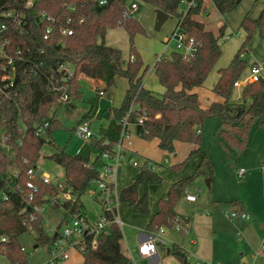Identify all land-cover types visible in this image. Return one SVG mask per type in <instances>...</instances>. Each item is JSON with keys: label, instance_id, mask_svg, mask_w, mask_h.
I'll return each mask as SVG.
<instances>
[{"label": "trees", "instance_id": "16d2710c", "mask_svg": "<svg viewBox=\"0 0 264 264\" xmlns=\"http://www.w3.org/2000/svg\"><path fill=\"white\" fill-rule=\"evenodd\" d=\"M56 1L60 0L37 2L36 6L49 9ZM124 1L112 0L104 7H97L90 0H78L83 4L79 13L84 16L85 23L75 27V33L64 39L53 35L48 41L42 40V29L36 21L30 24L28 32L8 31L9 45L4 50L9 56L20 52L22 62L21 70L13 73L11 85L0 80V192L4 197L0 205V238H5L4 242H0V251L12 264H27V257L17 245V238L21 234L34 230L36 245L48 250L58 239L57 235L49 237L44 233L40 210L45 204L63 209L71 218L86 217L80 199L92 187V182L99 178L94 162L88 157L79 154L71 156L57 149L48 159L64 169L65 180L60 183L61 187L32 179L37 191L33 199L27 202L26 197L31 191L25 186L29 180L27 170L36 166L41 147L45 142H50L54 130L64 129L53 118L55 109L62 104L61 96L68 94L65 103L67 109L73 107L71 102L80 97L76 82L79 74L102 81L107 87L113 85L117 77L127 81L122 101L119 108L113 109L109 126L100 131L98 139L94 136L91 138V148L98 151V157L104 152L113 153L121 129L116 122L123 119L131 106L135 108L129 114L130 123H136L138 117H143L137 132L142 140H156L157 147L168 154L175 151L176 143L195 147L182 162L170 166L171 171L180 170L186 160L201 154L195 172L175 181L166 198L157 202V210L145 227L147 233L156 232L161 226L171 227L175 217H179L175 213V206L195 177L212 178L214 166L200 148V130L205 120H218L215 137L226 152H234L238 156L246 152L252 130L264 131V77L242 88V103L229 101L234 83L248 69L245 55L249 52L247 47L253 33L259 31L264 40V5L257 18L245 17L240 23L245 38L230 63L218 70L217 81L211 89L212 94L221 101H214L204 109L199 105L194 90L203 86L221 55L218 39L223 35V27L217 36L206 31L204 25L194 19L205 12L203 0H195L194 7L182 19L181 27L200 43V47L192 58H183L171 52L170 56H161L156 60L153 71L163 88L162 94L157 95L142 87V76H139L142 62L133 48L130 50V57L133 58L125 62L119 49L98 42L107 29L116 27ZM143 1L169 16L180 18L176 10L183 0ZM211 2L224 19L239 4L237 0ZM23 8L22 0H0V12L22 11ZM29 17L32 21V12ZM122 28L128 32L132 46V38L141 31V27L135 20H127L122 22ZM60 64H67L73 69V76L67 81L61 79V72L58 71ZM3 65L4 61L0 60V77L10 73L8 67L3 70ZM246 100H249L248 105H245ZM95 107L94 103L91 111ZM85 120L84 117L82 121ZM44 123H47L43 129L45 138L36 133ZM2 135L6 139L4 142ZM155 166L149 159H143L138 177L119 193V203L128 205L135 214H149L148 188L161 183ZM69 188L70 198L65 200L63 193ZM104 217L108 220L104 231L96 234L88 231L82 242L74 246L82 257V264H132L120 250L122 232L113 220L114 213L106 212ZM182 224L187 225L184 221ZM93 237L96 240L95 248L91 247ZM169 254L178 264H190L185 251L177 245H172Z\"/></svg>", "mask_w": 264, "mask_h": 264}, {"label": "rangeland", "instance_id": "374dc122", "mask_svg": "<svg viewBox=\"0 0 264 264\" xmlns=\"http://www.w3.org/2000/svg\"><path fill=\"white\" fill-rule=\"evenodd\" d=\"M137 3L139 9L134 16V20L141 27V31L134 34L132 46L129 41L128 32L120 27L107 29L102 40L99 39L98 42H103L106 46L119 49L125 62L129 60L131 54L130 50L133 48L142 62L139 76H142L144 88L153 93H162L163 89L159 85L154 72H151V68L159 55L164 53V56H170V53L173 51L172 47L170 48V45L165 43L178 22V16L170 15L159 30L156 31L154 30L156 8L145 1L140 0L137 1ZM263 5L264 0H241L236 10L225 19L208 6L210 17L206 20V29L217 36L219 34V29L223 27V36L229 35L230 38L224 40L220 36L218 39L221 55L199 90L198 98L202 104L207 102V99L211 96V89L218 78V70L225 68L230 63L245 38V33L240 28V23L245 17L250 19L257 18ZM182 11L183 6L179 4L176 14L180 15ZM260 45L263 46L258 40L252 54L262 59L261 56L264 55V52H260ZM245 59L248 63V69H246L243 75L248 76L249 68L252 65L250 64L252 55L250 56L249 53H247ZM260 77H264V72H260ZM105 88L107 89L106 92L109 94V97L105 95L99 99L97 103V114L102 121L108 120V118L112 116L113 109L119 108L127 88V81L122 77H117L114 79L113 85ZM241 92L242 87L233 88L229 101L242 103L243 99ZM90 95L91 93L89 90H86L82 96L86 98ZM75 103L76 102H74V104ZM248 104L249 100H246L245 105ZM56 110V117H61L63 108L59 106ZM95 110L96 108L93 111H91V109L88 111L91 112L84 116L86 120L90 119L95 114ZM66 126L68 127V125ZM98 126L97 123L91 124V130L96 139H98L99 136ZM217 126L218 120L212 118L205 120L201 127L200 148L208 154L214 166V173L212 178H210L211 180L201 176L195 177L192 183L187 187L185 195L189 194L194 196L196 201L189 203L184 199V195L175 206L176 212L184 217H188L190 221V229L185 235L186 242L181 246L188 250V261H190V264H264V254H257L260 247L264 245V228L261 226L264 225V131L252 130L250 132V141L246 152L238 156L234 152L229 153L222 148L214 135ZM60 130L61 129H56L52 132V134L57 137L56 144L65 147V149L67 147L68 150L73 153L80 142L74 138L68 137L69 133L65 134ZM44 152H46L45 149H43L40 154H44ZM90 152L94 153L92 149L89 151V146H87L78 154L86 156L91 154ZM186 157L187 154L182 161ZM164 158H168V155H165ZM191 160L192 157L186 160L183 165L185 166L186 173L183 177L192 175L195 167L189 164ZM136 161L139 162V159ZM122 162H124L126 166H130V159L125 158ZM41 164L40 167L38 163L37 168L42 172H46L51 176H60L62 174L60 168H57L49 159L43 158ZM125 165L124 167L118 166L117 184L120 188L124 185V187L130 185L132 183L131 178L134 175V170L128 169ZM170 166L172 165L163 163H161V165L156 164L155 166V170L161 177V183L157 186L153 185L148 188V205L153 209H155L156 201L162 199V197L164 198L169 180L173 178V174L179 172V170L176 172L171 171ZM95 167L99 172L101 163L98 162ZM207 179L210 180L208 186H206ZM94 192L95 187H89L81 198L86 219L90 223H95L98 216L102 214V209L95 200ZM58 196L61 197L60 195ZM50 199L52 200L53 198ZM47 208L50 210L56 209L51 208L48 203L45 204L40 210L42 218ZM236 209L246 212L250 219L248 221L230 219L228 214ZM64 213L67 215L66 211H64ZM50 216L56 218L55 215ZM67 218L68 216H63L59 226H61ZM118 218L122 222L120 228L123 237L126 239L133 237V239L136 240L139 236L137 227L141 215L133 213L127 206L119 205ZM70 224L71 219L68 220L67 225ZM185 227L188 229L187 225ZM43 230L49 237L54 236L56 233L53 223L46 220V217L43 221ZM172 230L174 229L172 228ZM35 237V231L29 230L17 238V245L19 248H22V254L27 257V264H53L50 254L52 249L48 252L46 247L43 246H39L36 249L33 248L36 245ZM165 238H173L174 241L178 243L180 241L175 234H164V243L166 247L170 248L172 243ZM78 241L79 237L75 235L67 240L63 238L59 239L58 246L66 250L68 263L75 261V259L79 257L78 251L72 246ZM189 241H194V244L189 243ZM67 249H69L68 252L70 256L67 253ZM193 252L198 254L196 258L193 256V254H195ZM159 255L163 264H178L173 262V259L164 256L162 252ZM63 261L64 260H60L57 264H63ZM0 264H10L1 251ZM132 264L149 263L133 257Z\"/></svg>", "mask_w": 264, "mask_h": 264}, {"label": "built area", "instance_id": "2783aa9c", "mask_svg": "<svg viewBox=\"0 0 264 264\" xmlns=\"http://www.w3.org/2000/svg\"><path fill=\"white\" fill-rule=\"evenodd\" d=\"M24 2V8L22 11L14 10H4L0 12V60L4 61L3 70L6 67L9 68L10 73H6L0 77L3 82L12 83L13 73L15 71L21 70V57L20 52H17L15 56H9L4 50L5 46L9 45L8 31L10 29H15L18 33L28 32L30 24L34 21L42 29V40L48 41L53 35L58 36L60 39H64L72 36L75 33V27L81 26L85 23V18L80 15L79 11L83 4L78 3V0H60L54 2L52 6L47 8H38L36 6L37 2H46V0H22ZM112 0H90L97 7H104L108 5ZM137 1L140 0H125L123 8L121 11L120 19L116 22V27L122 28V22L127 20H134V16L139 9ZM143 1V0H141ZM38 4V3H37ZM195 0H183L182 6L183 11L178 18V22L175 28L171 31L168 36L166 43L172 47L173 51L180 54L183 58H192L198 48L200 43L194 38L187 35L181 27L182 19L187 14V11L194 7ZM30 12L33 13V19L29 17ZM31 21V22H30ZM32 25V24H31ZM224 40L230 38L229 35H222ZM161 56L159 55L156 60ZM133 57H130L132 59ZM249 75H241L237 81L234 83V88L244 87L253 82H256L260 78V72H264V68L259 64H252L249 68ZM58 71L61 72L62 81H67L73 76V69L67 64H60L58 66ZM7 86V85H6ZM99 95H102L100 92ZM68 94L64 93L60 102L62 104L67 103ZM135 106H131L128 112L125 114L123 119L119 121L120 125V136L118 141L114 146V151L112 154L107 152L101 153L99 159L102 161L100 171L98 172L99 178L92 182V186L95 187V200L100 205L102 209V214L98 216L95 223L90 224L86 217L80 216L71 219L70 225H65L61 231V237L63 239H70L71 236L75 235L79 237L77 243L82 242L84 235L89 232H94V234L104 231L108 225V220L104 217V213L110 212L114 213V222L120 226L121 223L117 218V206L119 204L118 196L114 191V175L116 171V164L123 158L122 150L124 149L123 142L127 141L129 138L128 126L133 125L134 127H139L142 124L143 117H138L136 123H130L128 121L129 114L134 110ZM47 126L44 123L42 128L37 129V134H42L43 129ZM75 135H77L82 140H88L93 137L92 132L89 129L87 122L82 121L75 127ZM2 141L6 139L4 135L1 136ZM154 169V167H151ZM27 176L29 180L26 182L25 186L31 192L27 195L26 201L29 202L33 199V194L37 191L36 186L33 184L32 179H39L45 184H50L49 178L46 176L37 175L33 168L27 170ZM242 174V172H241ZM61 187L60 183L55 184ZM4 198V197H3ZM63 198H70V188L63 193ZM185 199L189 202H195L196 198L192 195L186 194ZM230 219L237 221H248L250 218L246 212L236 209L235 211L228 214ZM186 225L182 224L179 217H175L170 228L161 226L156 232L146 233L139 235V243L137 252L140 257L147 258L150 264H159L158 250L160 246L164 245L163 235L166 231H170L176 234L186 232ZM172 228L174 230H172ZM5 238H0V242H4ZM76 243V244H77ZM91 247H96V240L93 237L91 241ZM22 250V248H21ZM264 245L260 247L257 251L258 255H263ZM51 261L53 264H57L60 260H65L67 258L66 250L60 248L56 243L51 250ZM132 263V260H130ZM200 264V263H196Z\"/></svg>", "mask_w": 264, "mask_h": 264}, {"label": "crops", "instance_id": "0c3cea01", "mask_svg": "<svg viewBox=\"0 0 264 264\" xmlns=\"http://www.w3.org/2000/svg\"><path fill=\"white\" fill-rule=\"evenodd\" d=\"M208 6L210 7V9H214V11H216L215 7L212 5L211 0H207V1L203 0L202 7H203L205 12H202L198 16L194 17V19L196 21L201 22L204 25V28H205L206 31H208L206 29V20L209 19V17H210V12L208 10ZM204 22H205V24H204ZM254 36H255V39H254ZM259 38L261 39L262 36L260 35L259 31H255L253 33V36L251 38V41H250L247 49L249 50V52H248L249 55L250 56L252 55V59H251L250 64H253V63L256 64L257 63V64L261 65L264 68V55L261 56L262 59H259V57L253 56V54H252L253 53V49H254V47H256V44H257L258 40H259L260 44H263V46L260 45V52L261 51L264 52V40H263V38L261 40ZM161 55H164V53L161 54ZM151 72H154L153 71V66L151 68ZM76 82H77V85L79 86V93H80L79 99L72 101L71 103H72L73 107H70L69 109L66 108V106H65L66 104H61L60 107L63 108L62 116L59 117V118L56 117V111L57 110L55 109L56 111L53 114V118L56 119L57 121H59L60 124L63 126L64 129H62L60 131L64 132L65 134L69 133L68 137L76 139L78 142H80V144L77 145L76 150L73 153H71L68 150L67 147L65 149V147H61V146L57 145L56 144L57 143V137H55L51 133L50 139H49L50 142H45V144L41 147V150H40V153H41V151L43 149L46 150V152H44V154H40V157H39V159L37 161V164L39 163L40 167L42 165L41 163L43 162V158L44 159L45 158L48 159V157L51 156L54 152H56L57 149H62V150H64V152L66 154L73 156V155H77L78 153H80V151H82L87 146H89V151H91V149H92L94 151V153L90 152L91 154L86 155V157H88L91 162H94L95 165L98 162L102 164V161L98 157V151L96 149H94V148H91V145H90L91 144V139L82 140L77 135H75L74 131H75V127L80 122H82V118L88 113V111L92 108L94 103H95V106H96L95 107L96 110H95V114L92 116L93 118L91 117L90 119L85 120V122H87L88 125H89L90 131L92 132L91 124L92 123H97L99 125L98 126V131H99L98 138H99L100 137V131L101 130H105L109 126L111 120L113 119V115L110 116L108 118V120L102 121L99 118L98 114H97V112H98V110H97L98 100L101 99L105 95H107V97H109V94L106 92L107 89L105 88L107 86L102 81H95L94 79H91V78H89V77H87V76H85L83 74H79V76L77 77ZM141 82H142V87L144 88V81L141 80ZM86 90H89L91 95L89 97L83 98L82 95H83V93L86 92ZM199 90H200V88L195 89L194 92H196V94L199 95ZM99 92H101L102 95H99ZM151 93H153V92H151ZM154 94L160 95L162 93H154ZM210 94H211L210 98H208L207 102H205L203 104L200 102V100L198 98L199 105L202 108H204V109H207L208 106L214 101H218V102L221 101L219 98L214 96L212 93H210ZM74 102H76V103L74 104ZM116 123L118 124V122H116ZM66 125H68V127ZM128 133H129V138L127 139V141L123 142V145H124V149L122 150L123 158L121 160H119V162H117L116 171H115V175H114V191H115V194L117 196H119V193L122 190V187L125 186V185L121 186V188H120V186H118V184H117L118 183V181H117L118 166L119 167H124L125 163L122 162V161H124L125 158L126 159H130V166H126L125 165V167H127L128 169H133L134 170V175L131 178V181L133 183L135 181V179L138 177L139 173H140V166L142 164V160L143 159H149L154 164H160L161 165V163H163V164L175 165L177 163H180L182 161V159L185 157V155L188 154L191 150H193L195 148L191 144L176 143L175 144V151L173 153H171V154H168V153L160 150L157 147V141L156 140H152V141H149V142L142 140L137 135V127H134L133 125H129L128 126ZM214 133H215V131H214ZM65 134H62V135H65ZM92 134L94 136L93 132H92ZM42 136L45 138V134L44 133H42ZM119 136H120V134H119ZM203 152L206 153L205 151H203ZM165 155H168V158H164ZM137 159H139V162L136 161ZM200 160H201V154H196V155L192 156V160L189 163V164H192L193 167H195L193 172H192V174L195 172ZM37 164L33 168L34 171L36 172L37 175L48 177L51 185H55L57 183H61V182H63L65 180L64 169L62 167H60L59 165H57L56 163L53 162V164H55V166H57V168H60V170L62 172V174L60 176H58V175L51 176V175L47 174L46 172L40 171V169L37 168ZM160 167H163V166H160ZM185 174H186L185 173V166H183L182 169L179 170V172H176V173L173 174V178L171 180H169L168 188L166 190L164 198H166L167 192H168L170 186L175 181H177V180L181 179V177L185 176ZM131 181H130V183H131ZM164 198L162 197V199H164ZM3 199H4L3 198V194L0 192V205L2 204ZM184 199H185V197H184ZM159 200L156 201L155 209L151 208L148 205L149 214L141 215V219H139V225L137 227L139 235L147 233L145 231V227H146L147 223L150 221L152 215L156 212V210H157V202ZM80 201H81V199H80ZM187 202H189V201H187ZM81 203H82V201H81ZM189 203H193V202H189ZM82 205H83V203H82ZM119 205L127 206L131 210V208L128 205L119 203L118 206H117V218H118V207H119ZM175 213H176L177 216L180 217L182 222L184 221L187 224L188 229H186L185 233H180V234H176V233H173L171 231H166V233H170V234L172 233V234L177 235L178 238L180 239L179 243L177 241H174L173 238H165V239L168 240L170 243H172V245H177V246L181 247L185 251V253L187 255V259H188V253L189 252H188V250L185 247H183L181 245L186 242L185 235H186V233H188V231L190 229L189 228L190 221H189L188 217H184V216L180 215L178 212H176V210H175ZM50 215H55L56 218H53V216L51 217ZM63 216H68V215H66L62 209H55V210L51 209L50 210L49 208H47L44 211V213H43V221H44V219L46 217V220H48L49 222L53 223V226H54L55 231H56L55 235H57V237H58V239L51 245L50 249L49 250L47 249L48 252L54 247L55 243L58 245L59 239L62 238L61 237V231H62L63 227L68 223L69 219H72L70 216H68L67 220L65 222H63L61 226H59L60 221L62 220ZM119 221H120V219H119ZM120 223L122 224L121 221H120ZM90 224H92V223H90ZM261 226L264 228V225H261ZM163 238H164V235H163ZM137 241L139 243V236H138V238H136V240L133 239V237L130 238V239L129 238L126 239V238L123 237V234H122V239L120 241V250H121L122 254L125 255L130 260H133V257H136V258H138L140 260L148 262L147 258L140 257L138 255V252H137L138 251L137 250V248H138L137 247ZM189 243L194 244V241L193 242L189 241ZM75 244L72 245L73 248H75L74 247ZM38 247H39L38 245H35L33 248L36 249ZM59 247L62 248L61 246H59ZM62 249L65 250L64 248H62ZM68 250L69 249H67V253L70 256ZM169 250H170V247H166L165 244L160 246V248L158 250L159 264H163L162 260L160 259V255H159V254H161V252H162V254L164 256H167L170 259H173L174 260L173 262H176V260L169 254ZM193 253H195V254H193V256L196 258L197 257L196 255H198V254H196V252H193ZM10 264H12V263H10ZM63 264H82V257L79 254L78 259H75V261H73L71 263H68V257H67L63 261Z\"/></svg>", "mask_w": 264, "mask_h": 264}, {"label": "water", "instance_id": "95a60500", "mask_svg": "<svg viewBox=\"0 0 264 264\" xmlns=\"http://www.w3.org/2000/svg\"><path fill=\"white\" fill-rule=\"evenodd\" d=\"M238 2H240V0H237V3ZM155 25H154V30H156V31H158L159 30V28L161 27V25L165 22V20H167V18H168V14H166V13H164L163 11H161V10H158V9H156L155 10ZM138 130H139V127H137V132H138ZM209 182H210V180L209 179H207L206 180V186H208L209 185Z\"/></svg>", "mask_w": 264, "mask_h": 264}]
</instances>
